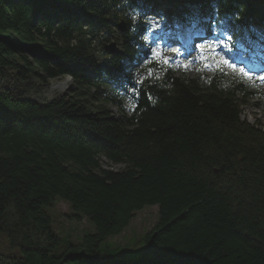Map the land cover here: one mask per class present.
<instances>
[{
    "label": "trees",
    "instance_id": "1",
    "mask_svg": "<svg viewBox=\"0 0 264 264\" xmlns=\"http://www.w3.org/2000/svg\"><path fill=\"white\" fill-rule=\"evenodd\" d=\"M151 11L208 18L264 49V0H0V264H264V129L242 118L251 93L223 67L189 76L158 57L131 79ZM112 26L118 54L102 44ZM61 76L75 89L46 103L17 87ZM56 198L94 230L58 234ZM153 205L140 253L107 242Z\"/></svg>",
    "mask_w": 264,
    "mask_h": 264
},
{
    "label": "rangeland",
    "instance_id": "2",
    "mask_svg": "<svg viewBox=\"0 0 264 264\" xmlns=\"http://www.w3.org/2000/svg\"><path fill=\"white\" fill-rule=\"evenodd\" d=\"M141 18L143 20V16ZM144 22L145 27L149 29L150 39L142 47L143 57L130 64L128 68L131 79L134 80L137 72L145 69L148 57L161 58L172 72L189 76L209 75L218 64L224 65L227 71L235 75L236 79L241 80L251 93L248 104L242 107V118H246L252 124L260 123V127L264 129V72L249 71L247 69L248 64H251L249 61L243 60L248 63L244 64L238 61L240 57H234L233 51L221 46L219 41L212 38L204 39L211 37L215 32H221L219 28L213 27V23L198 28L197 32L204 31L203 35L199 36L202 38L200 40L204 41H198L191 48H186L184 43L181 45L178 42L177 27L172 17L151 12L145 17ZM112 27L115 32H110L107 36L105 32L102 33L103 45L116 43L119 39L116 33L119 32L118 27ZM238 63L243 65L240 66ZM17 87L24 97L39 103H46L75 89L73 80L69 76L50 78L47 85L36 78L28 81L21 80L17 82ZM129 107L130 104L127 102L125 108L129 109ZM111 110L115 115L119 113L115 106H111ZM99 162L104 168L120 169L123 167L122 164L113 163L105 157H102ZM47 210L53 218L56 232L63 237L76 241L86 232L94 230L87 218L76 219L72 215L69 203L63 199H54L52 206ZM157 221L158 206H147L136 211L129 225L120 234L110 236L107 242L116 245L123 253L138 254L143 248L145 234L152 230Z\"/></svg>",
    "mask_w": 264,
    "mask_h": 264
},
{
    "label": "water",
    "instance_id": "3",
    "mask_svg": "<svg viewBox=\"0 0 264 264\" xmlns=\"http://www.w3.org/2000/svg\"><path fill=\"white\" fill-rule=\"evenodd\" d=\"M119 28L121 31L124 30V26L122 24L119 25ZM104 48H105L106 52H108V53L118 54L121 52L119 50V46L115 42H111L110 45H105Z\"/></svg>",
    "mask_w": 264,
    "mask_h": 264
},
{
    "label": "bare ground",
    "instance_id": "4",
    "mask_svg": "<svg viewBox=\"0 0 264 264\" xmlns=\"http://www.w3.org/2000/svg\"><path fill=\"white\" fill-rule=\"evenodd\" d=\"M64 84V83H63Z\"/></svg>",
    "mask_w": 264,
    "mask_h": 264
}]
</instances>
